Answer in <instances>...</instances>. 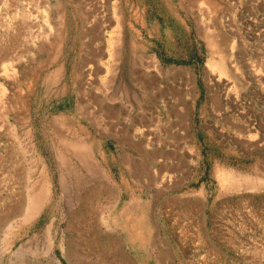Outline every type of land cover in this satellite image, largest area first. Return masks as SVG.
Returning a JSON list of instances; mask_svg holds the SVG:
<instances>
[{
	"label": "rangeland",
	"instance_id": "1",
	"mask_svg": "<svg viewBox=\"0 0 264 264\" xmlns=\"http://www.w3.org/2000/svg\"><path fill=\"white\" fill-rule=\"evenodd\" d=\"M117 104L158 130L194 111L210 204L184 263L264 264V0H0V264H110L78 155Z\"/></svg>",
	"mask_w": 264,
	"mask_h": 264
},
{
	"label": "crops",
	"instance_id": "2",
	"mask_svg": "<svg viewBox=\"0 0 264 264\" xmlns=\"http://www.w3.org/2000/svg\"><path fill=\"white\" fill-rule=\"evenodd\" d=\"M185 109L166 108L168 121L158 130V116L133 115L117 104L106 115L108 131L94 136L78 155L84 170L78 193L100 194L112 205L100 237V256H108L110 264H185L183 257L197 249L199 215L206 226L210 202L199 176L194 111L183 123ZM152 130H158L156 143L150 140Z\"/></svg>",
	"mask_w": 264,
	"mask_h": 264
},
{
	"label": "bare ground",
	"instance_id": "3",
	"mask_svg": "<svg viewBox=\"0 0 264 264\" xmlns=\"http://www.w3.org/2000/svg\"><path fill=\"white\" fill-rule=\"evenodd\" d=\"M49 88H50V87H49ZM57 135H58V134H57ZM58 137H60V136H58ZM73 144H74V143H73ZM78 144H79V143H77V146H76V147H79ZM71 145H72V144H71ZM79 145H80V144H79ZM72 146H75V144L72 145ZM81 146H82V145H81ZM79 148H80V147H79ZM72 149H73V148H72ZM77 149H78V148H77ZM75 150H76V149H74L73 152H74ZM75 152H76V151H75ZM76 153H77V152H76ZM80 157H82V155H81ZM83 157H84V156H83ZM65 159H66V158H65ZM64 166H65V165H64ZM223 177H224V176H223ZM41 191H42V189H41ZM45 193H46V192H45ZM34 197H35V195H34ZM34 197H33V198H34ZM29 198H30V197H29ZM33 198H30V199L32 200ZM35 198H36V197H35ZM33 201H34V199H33ZM41 201H43V200L41 199ZM42 203H43V202H42ZM42 203L40 202V204H42ZM40 204L38 203V205H40ZM34 205H35V204H34ZM34 205H33V206H34ZM27 206H28V205H27ZM27 206H26V207H27ZM31 206H32V205H30L29 207L31 208ZM33 206H32V207H33ZM33 208H34V207H33ZM35 208L38 209L39 206H37V204H36ZM34 211H35V210H34ZM26 212H27V211H26ZM34 215H35V214H34ZM26 222H27V221H26ZM20 253H21V252H20Z\"/></svg>",
	"mask_w": 264,
	"mask_h": 264
}]
</instances>
